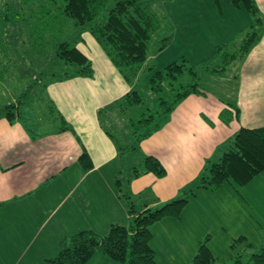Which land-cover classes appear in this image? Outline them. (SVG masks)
I'll list each match as a JSON object with an SVG mask.
<instances>
[{
	"label": "crops",
	"instance_id": "crops-1",
	"mask_svg": "<svg viewBox=\"0 0 264 264\" xmlns=\"http://www.w3.org/2000/svg\"><path fill=\"white\" fill-rule=\"evenodd\" d=\"M176 1L157 0L170 20L171 15L176 17L183 40L191 41L190 32L199 23L214 25L211 29L215 31L222 28L217 26L223 24L224 18L217 17L213 8L168 5ZM255 1L264 18V0ZM239 9L242 8H235L232 13L237 14ZM248 24L245 28L240 25L239 32L250 26L251 19ZM228 29L225 27L224 31L232 30ZM76 49L91 63L92 77L49 82L43 93L44 101L54 105L70 129L51 126L47 131H39L33 126L35 130L31 131L18 119L10 121L4 114L0 115V264H47L46 260L57 255L59 242L66 237L84 230L105 235L111 225L127 226L128 208L118 196L115 180L120 172L126 173L124 160L130 155H135L137 160L152 156L166 171L161 179L145 174L130 181L127 192L134 209L141 211L172 200L180 189L195 180L216 148L240 128L264 127V35L240 65L238 88L223 90V97L211 91L188 96L159 130L140 142L138 151L122 156L102 128L98 112L122 99L131 86L90 33L81 34ZM167 49L153 60L160 59ZM143 78L147 82V75ZM227 102L234 103L237 116ZM29 109L33 112L31 117H35L38 110ZM111 110L104 118L113 127L121 112ZM227 113L231 116L228 123L224 121ZM83 152L90 160V168L79 161ZM241 189L248 200H256L260 206L264 204L260 199V195L264 198V172ZM222 191L229 193L227 197L236 204L243 205L234 187L223 186L216 193L223 194ZM208 193L212 192H196L187 204V207L191 205L188 218L186 207L179 219L166 217L152 225L151 247L156 264L158 255L163 256L161 262L165 264L183 261L191 264L208 228L195 226L186 230L182 221L188 222L197 215L200 196L208 199L217 195ZM242 200L247 201L244 197ZM155 240L160 241L161 249L158 250L160 245ZM174 245L178 246L174 248ZM182 252L184 255L180 256ZM107 259L95 254L87 264H110Z\"/></svg>",
	"mask_w": 264,
	"mask_h": 264
},
{
	"label": "trees",
	"instance_id": "trees-1",
	"mask_svg": "<svg viewBox=\"0 0 264 264\" xmlns=\"http://www.w3.org/2000/svg\"><path fill=\"white\" fill-rule=\"evenodd\" d=\"M16 1V7L7 4L0 12V25L5 32L0 37V84L10 87L13 72L17 74L15 79L18 82L30 75L31 69L35 67L32 61L37 66L48 62L47 67H44L46 70H41L42 74L54 72L40 85L42 93L46 92L49 82L92 77L91 63L76 49L81 34L90 33L112 65L131 86L122 99L98 112L103 123L100 121L101 126L114 140L119 156L138 151L140 142L159 130L177 105L188 96L204 95L209 91L201 87L197 74L187 66L185 59L179 63L173 62L160 71H154L148 65L150 58L164 51L171 40L172 26L160 7L153 10L148 2L140 0ZM230 2L235 8H242L247 12L251 24L241 31L239 38L233 37L216 47L217 58L221 61L216 69L209 72L219 78H227L236 71L233 79L238 88L240 65L263 37L264 18L255 0ZM11 43L18 47V54L14 55ZM147 73L151 76L145 84L147 90L158 96V108L140 117L135 123L130 121L129 128L125 131V135L130 138L129 143L121 145L115 136L108 133L104 117L111 109L124 113L129 108L142 104L136 87ZM185 74L190 78L187 81ZM223 88L222 93L223 90L232 89L229 86ZM41 98L39 100H45L43 94ZM227 103L233 115L237 116L234 103ZM25 104L24 96L19 95L14 103L5 107V117L10 121L18 119L31 131L35 130L33 126L39 129L42 121L47 118L49 126H58L59 130L70 129L50 101L44 103L46 114L43 115L38 110L35 117H31L33 112ZM225 114L226 112L222 115ZM227 114L224 118L226 123L231 118ZM79 161L82 166L90 168V160L85 152L81 154ZM262 172L264 127L240 128L216 148L195 180L180 189L172 200L136 211L132 205V197L127 192L130 181L145 174H153L158 179L166 175L165 169L156 158L143 156L137 165L128 169L125 174L120 172L115 180L118 196L125 201L128 208V225H111L105 235L84 230L66 237L59 242L57 255L46 260V263L87 264L95 254H101L118 264H156V254L151 247L152 225L166 217L179 219L185 206L200 190L215 192L226 184L241 188ZM208 241L206 237L199 242L191 264L214 263ZM244 242L246 243V238L238 237L231 247ZM245 247H250V244ZM242 259L243 255L237 254L233 264H244ZM245 264H264V227L260 246L248 256Z\"/></svg>",
	"mask_w": 264,
	"mask_h": 264
},
{
	"label": "rangeland",
	"instance_id": "rangeland-1",
	"mask_svg": "<svg viewBox=\"0 0 264 264\" xmlns=\"http://www.w3.org/2000/svg\"><path fill=\"white\" fill-rule=\"evenodd\" d=\"M190 1L192 0H178L171 5H168L171 8H176L178 6L189 7V9L199 7L205 8V10L213 8L214 12L217 14V17L224 18V21H222L223 24L217 26V28H222L215 31L214 29H211L215 27L214 25L210 26L209 24L199 23V25H197L196 27V30L194 29L192 32H190L191 41H185L182 38L181 31L178 30V21L176 17L171 15L170 20L168 16H166L172 26L171 40L167 45L168 49L164 52V54L160 55V59L153 60V57H151L152 59L149 60L148 65L150 67H153L154 71H160L173 62L179 63L182 59H185L187 60V66L192 68L193 71L197 74L198 82L200 83L201 87L221 96L223 87L225 88V86H229L232 89L237 87V83L233 79V75H235L236 71H233V73L231 75H228L227 78H219L216 76V74L209 72V70L213 68L216 69L219 65V62L221 61L220 58H217L218 52L216 51V47L224 44L233 37L239 38L241 32H239L238 27H247L249 25L248 23H250L251 18L244 9H239V12L237 14L232 13V10H235V7L232 6L230 0H193V2L189 4ZM7 4L16 7L17 1L0 0V12L4 10V7ZM148 4L149 7L154 10L159 7L160 3H158L157 0H155V2L152 0L148 1ZM220 11L223 12L222 15L220 14ZM172 19L174 20V22L172 21ZM225 27L229 28L228 30H232L227 31L226 33L224 31ZM225 33L226 36L224 38ZM4 34L5 32L0 25V37H3ZM11 50L14 52V55L18 54V47L13 43H11ZM32 64L35 67L31 69L30 75H26L24 78L19 79L18 82L15 79L17 77V74L13 72V79H11L10 87L7 86L6 88L5 86L0 85V115L4 114L5 107L14 103V99H17L19 95L24 96V103H26L25 105L28 108L34 107V111L36 108L43 115L46 114L44 105L45 101L39 100V98H41L43 94L41 92L40 85H42V83H45L47 79L53 75L54 72L48 71L46 74L41 73V70L44 67H47L46 65L48 64V62H43L42 64L37 66L36 63L32 61ZM206 67L207 69H205ZM44 70L46 69L44 68ZM146 75L147 79L149 78V76H151V74L148 73ZM184 77L186 81L190 79L186 74ZM142 78L139 80L138 86L136 87L137 91L140 92L142 104L130 108L124 113H120L119 121L114 125L115 127H112L110 124H108L107 121L105 124L106 128L113 134V136H115L117 142L121 145L129 143L130 138L125 135V131L129 128V122L131 121L135 123L140 117L144 115L146 116L147 114L156 111L158 108V96L152 94L150 90H147V86H144L146 83L144 81L145 79L143 78V80ZM44 118L46 117L44 116ZM154 123L155 121L153 122V124ZM50 128L51 126H49L47 118L42 121L41 126H39V131H47ZM137 164L138 160L136 156L130 155L124 160V171L126 169L130 170L131 167ZM230 186L234 187V190L236 191L235 193L241 199L243 205L236 204L234 199H232L231 197H227L229 193H226V191H222L223 194L216 193L218 191H215L208 194L216 193L217 195H210L211 197L208 199L200 196L196 203V208L197 206H199L197 215L194 216L193 219H189L188 222L185 221L183 223L182 221V228L186 230L189 227L195 226H205L208 228L206 237H208L209 241L207 245L214 256L213 264H233L234 258L239 253L243 255L242 260L245 264L247 263L248 256L252 252L256 251L261 244L262 230L264 227V204H261L260 206L259 204H257L258 202L256 200V202L251 200L250 198V200H248L246 196L247 194L244 195V191H241L242 189L240 187L226 184L224 185V188H230ZM242 197H244V199H247V201L245 202L244 200H242ZM260 199L264 200L261 195ZM190 206L191 205H189L188 207L187 205L185 206V208L187 207L186 217L191 208ZM240 213L241 217L239 218L238 215ZM244 217L246 220H244ZM235 235L238 237H245L246 243L244 242L236 244L234 245V248H232V242L238 238L236 237L233 240ZM156 240L155 242L160 245V241L157 242ZM246 244H250V247L246 248ZM162 246L164 247V245ZM176 246L178 245H174V248ZM159 247H161V245L158 246V250L161 249ZM181 255H184L183 252L182 254H180V256ZM180 256H177V258H181ZM162 257V255H158L159 261L157 264H165L161 262ZM173 257H175V255ZM185 257L186 256H183V259ZM108 261L110 264H118L110 260ZM182 264H186V261H183Z\"/></svg>",
	"mask_w": 264,
	"mask_h": 264
}]
</instances>
